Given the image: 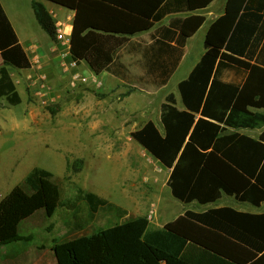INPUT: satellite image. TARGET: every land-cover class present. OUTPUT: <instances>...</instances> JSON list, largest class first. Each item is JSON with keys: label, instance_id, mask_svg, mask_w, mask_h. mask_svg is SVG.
Listing matches in <instances>:
<instances>
[{"label": "trees", "instance_id": "trees-1", "mask_svg": "<svg viewBox=\"0 0 264 264\" xmlns=\"http://www.w3.org/2000/svg\"><path fill=\"white\" fill-rule=\"evenodd\" d=\"M74 11L69 53L78 64L85 61L98 75H118V53L129 37L149 30L173 11H196L212 0H47ZM254 0H227L224 13L209 26L204 53L187 78L177 84L183 109L169 93L160 105V125L147 120L131 137L170 169L167 186L183 203L205 205L221 193L254 205L264 202V129L258 139L228 128L264 126V115L248 108L264 106V68L251 63L249 46L261 16ZM35 18L52 41L57 26L41 0H32ZM191 14L177 20L183 41L204 23ZM0 99L21 103L9 72L28 69L31 61L0 3ZM176 64V63H173ZM219 65L249 72L242 86L216 78ZM150 70L151 73L158 72ZM161 84L173 68L163 71ZM83 201L90 214L100 208L122 209L107 199L76 187L74 201H62L51 171L32 168L0 198V247L24 239L19 225L43 210L52 216L59 206L74 208ZM79 225L78 228H82ZM57 264H264V212L248 213L229 206L204 211L186 209L161 227H150L141 215L69 240L53 239Z\"/></svg>", "mask_w": 264, "mask_h": 264}, {"label": "rangeland", "instance_id": "rangeland-1", "mask_svg": "<svg viewBox=\"0 0 264 264\" xmlns=\"http://www.w3.org/2000/svg\"><path fill=\"white\" fill-rule=\"evenodd\" d=\"M54 20L60 29L58 13ZM32 35L40 40L36 31ZM8 69L21 103L12 106L0 99V198L32 168L42 167L52 172L62 201H74L80 187L124 212L104 207L90 214L77 201L74 208L59 206L52 216L36 212L20 223L19 234H31L35 245L42 239L52 244L141 215L150 227H161L185 208H195L171 195L168 170L131 137L149 119L161 129L160 104L170 90L177 96L173 84L157 90L146 83L133 86L130 80L104 81L68 64L42 65L37 57L28 69ZM180 77L176 74L172 83ZM231 206L253 208L239 202Z\"/></svg>", "mask_w": 264, "mask_h": 264}, {"label": "crops", "instance_id": "crops-1", "mask_svg": "<svg viewBox=\"0 0 264 264\" xmlns=\"http://www.w3.org/2000/svg\"><path fill=\"white\" fill-rule=\"evenodd\" d=\"M41 1H43L48 11H57L61 18L60 23L63 24L60 27L61 39L55 42L49 38L38 24L31 6L32 0H0V3L31 63L37 57L42 65L44 64L48 67L70 65L73 63V60L69 53V39L75 13L73 10L53 4L47 0ZM260 1L262 0H254L255 4H253L258 7ZM226 2L227 0H212L208 6L200 10L192 12L183 10L168 12L159 21L154 22L149 30L130 36L127 44L118 53L121 63V67H118L120 69V74L118 75L106 71L96 75L90 70L85 61L76 64V67L104 81H116L127 84L126 81L130 80L129 83L133 86H141L142 83H146L155 86L157 90L169 88L173 84L172 86L176 89L177 96L175 95V91L170 90L169 93L174 95L177 107L183 109L184 106L177 89V84L187 78L203 55L204 39L207 30L211 23L224 13ZM191 14L202 15L205 17V21L192 36L183 41L176 22ZM259 14L261 19L258 29L254 34V39L249 46V54L251 56V63L264 68V6L259 10ZM33 30L38 33L40 40H33ZM60 45L63 46V50H60ZM1 64L2 58L0 55ZM172 68L173 72L168 77V80L161 84L159 81L162 80L163 75L159 71ZM150 70L159 71L151 73ZM178 73H181V77L172 83V80ZM248 74L249 72L246 70L223 65H219L215 72L216 78L220 81L239 87L245 83ZM10 75H12L11 72ZM164 101L165 99L162 103ZM248 109L251 112L264 115V106H250ZM158 128L160 127L158 126ZM263 129L264 126L239 129L228 128L226 132H238L250 138L258 139ZM167 170L169 176L170 169ZM233 202L247 203L253 206V208L231 206ZM187 204H194L195 207H188L187 209H200L194 211H204L209 207L229 206L238 211L248 213L258 214L264 212V202L254 205L247 201H239L234 196L224 193H221L220 197L212 203L202 205L197 201H193ZM241 209L260 210L250 211ZM31 217L27 219L29 220ZM20 235L25 238L5 247H0V264H57L55 255L51 249L52 244L48 240L42 239V244L35 245L34 242L36 241L31 234Z\"/></svg>", "mask_w": 264, "mask_h": 264}, {"label": "built area", "instance_id": "built-area-1", "mask_svg": "<svg viewBox=\"0 0 264 264\" xmlns=\"http://www.w3.org/2000/svg\"><path fill=\"white\" fill-rule=\"evenodd\" d=\"M49 13L51 14V16L53 17V18H57V13L55 12V11H53V10H51V11H49ZM57 26V25H56ZM61 31H60V29H58V27H57V39H61V33H60ZM70 66H72V67H76V63L73 61V63H71L70 64ZM95 77V76H94Z\"/></svg>", "mask_w": 264, "mask_h": 264}]
</instances>
